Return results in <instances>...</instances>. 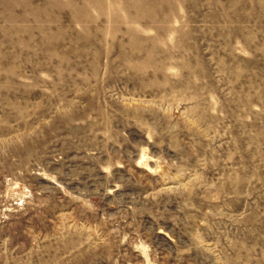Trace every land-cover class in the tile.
Wrapping results in <instances>:
<instances>
[{"label":"rangeland","instance_id":"rangeland-1","mask_svg":"<svg viewBox=\"0 0 264 264\" xmlns=\"http://www.w3.org/2000/svg\"><path fill=\"white\" fill-rule=\"evenodd\" d=\"M0 264H264V0H0Z\"/></svg>","mask_w":264,"mask_h":264}]
</instances>
